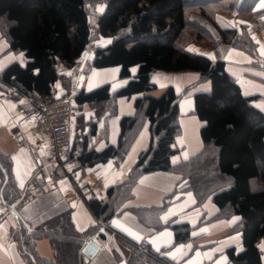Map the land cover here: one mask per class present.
<instances>
[{
    "label": "trees",
    "instance_id": "obj_1",
    "mask_svg": "<svg viewBox=\"0 0 264 264\" xmlns=\"http://www.w3.org/2000/svg\"><path fill=\"white\" fill-rule=\"evenodd\" d=\"M225 1L105 0L96 18L95 32L109 38L110 42L94 47L90 66L118 65V75L128 80L113 92L108 83L90 90L81 87L70 100L73 106L92 104L99 114L105 109L104 102L112 97L141 95L134 99L136 113L120 118L116 143L96 150L88 147L87 137L83 135L77 143H71L66 152L78 155L82 171L110 158L121 159L143 115L149 122L148 146L138 154L125 180L106 188L107 200L85 197L91 212L106 222L115 214L119 203L131 195V186L140 173L175 170L198 203L210 197L219 215L239 217L243 247L236 250L229 246L228 257L244 264H262L257 242L264 239V113L252 103L258 95L242 93L216 48L213 59L188 51V44L182 39L188 24L199 32L208 31L205 22L209 18L214 21L208 8ZM255 1L239 0L237 8L252 9ZM187 5L196 6L199 12L188 15ZM1 19L5 23L3 35L7 37L9 48L22 51L27 59L23 65L17 61L7 64L0 71V81L12 87L11 95L15 98L25 95L51 101L52 87L61 77L57 65L72 66L91 40L85 0H0ZM239 35L242 34L234 27L217 29V40L222 44L240 45L238 42L243 40L241 47H244L247 35L244 39ZM210 38L215 41L213 35ZM154 71H195L210 82L208 90L193 94V111L204 121L200 127L204 148L177 164L171 163L170 156L176 151L173 141L180 130V93H176L171 84L159 95L147 93L156 87L151 81ZM89 128L94 132V121L89 123ZM14 188L10 161L0 154V190L7 206L16 198ZM135 211L142 216L141 208ZM155 225L161 226V223L157 221ZM169 225L176 242L189 238L188 223ZM16 228L15 237L31 264H86L82 248L95 230V226H89L84 232L78 231L68 209L37 226H29L19 218ZM41 235L50 239L51 259H43L35 252L34 241ZM119 238L130 248L128 264H180L144 241L137 242L123 234H119Z\"/></svg>",
    "mask_w": 264,
    "mask_h": 264
},
{
    "label": "crops",
    "instance_id": "obj_2",
    "mask_svg": "<svg viewBox=\"0 0 264 264\" xmlns=\"http://www.w3.org/2000/svg\"><path fill=\"white\" fill-rule=\"evenodd\" d=\"M259 3L260 0H256L253 5L252 10L256 13L254 18L250 13L234 10L235 14L229 19L230 24L226 27L237 28L238 32L239 24L245 25L247 41L244 47L236 44L223 46L221 58L225 62V69L239 84L242 93L258 95L252 103L264 113V56L259 52L260 46L264 45V9L257 10ZM191 49L208 57L214 54L210 49ZM26 59L22 51L11 50L7 37L0 33V68L3 69L13 61L23 65ZM248 60L251 63H248ZM130 70L133 75L135 67ZM118 71V65L90 66L78 79L73 78L74 85L69 89L65 88V94L72 98V94L81 87L90 90L105 83L109 84V89L113 92L128 80L127 77H120ZM157 72L166 71L152 72L151 81L153 73ZM185 74L191 77L184 78ZM173 75L176 76L162 83L163 86L153 81L156 87L147 93L159 95L169 84L174 87L176 93H180V130L173 141L176 151L170 156L171 163L177 164L198 154L204 148L200 136V127L204 121L193 111V94L196 91L208 90L210 82L205 79L202 84L195 82L193 85L192 81L199 75L195 71H179ZM187 84H191V88L183 93L182 89ZM11 90L12 87L3 85L0 81V154L10 161L11 179L16 191V198L7 206L0 190V264H31L15 237L19 218L29 226H37L67 209L70 210L71 219L78 231L84 232L89 226H95L87 241H93L95 235L101 238L97 242V251L86 264H128L130 248L119 238V234L137 242L144 241L155 250L159 248V251L180 264H217L222 258H226V264H244L242 261L230 259L226 253L229 246H234L236 250L243 247L240 219L230 223L233 217L238 216L219 215L218 208L210 197L198 203L195 194L185 188V180L175 170L157 169L140 173L131 186V195L119 203L117 211L108 221L98 219L91 212L85 197L96 196L107 200L106 188L124 181L138 154L148 146L149 122L143 115H140L133 140L121 159L110 158L86 167L84 171L66 173L50 163L45 136L31 131L37 113L30 109L29 99L25 95L15 98L11 95ZM139 95L141 93L112 97L109 102H104L105 109L99 114L92 104H74L76 115L70 120V144L77 143L83 135L87 137L88 147L96 150L116 143L120 132V118L136 113L134 99ZM93 121L95 128L91 133L89 123ZM17 132L20 133L19 137ZM97 175L102 176L101 183L95 182ZM21 180L23 187L20 186ZM135 208L142 209V216ZM165 217L167 219H164ZM157 221L161 226L155 225ZM174 222L189 224L191 228L188 239L178 242L174 240V231L169 225ZM129 232L133 235L127 234ZM238 234V240L231 239ZM134 235L140 236L141 239H135ZM152 241H155V244ZM262 242L263 238L258 240L257 245L264 264V249L260 247ZM180 245L185 247L177 252L176 249ZM188 245H191V248ZM34 249L37 256L43 259L53 257L51 242L46 235L35 239ZM217 249L220 251H216Z\"/></svg>",
    "mask_w": 264,
    "mask_h": 264
},
{
    "label": "rangeland",
    "instance_id": "obj_3",
    "mask_svg": "<svg viewBox=\"0 0 264 264\" xmlns=\"http://www.w3.org/2000/svg\"><path fill=\"white\" fill-rule=\"evenodd\" d=\"M104 2L105 0H85V7L86 11L88 13L89 17V24L92 30V35H91V40L89 44L86 46L85 50L83 51L82 55L75 61V63L70 66L66 67L63 64L59 63L57 65L58 71L61 73V77L58 80L56 84L53 85V94L54 96L52 97V100L58 99V98H69V96L66 93L65 88H70L74 85L73 83V78H79L82 74L85 73L88 67H90V60L92 57V52L94 47L96 46H102L106 44L110 39L107 37H100L96 32H95V22L97 15L101 12L98 11V7H104ZM239 0H226L220 5L217 6H212L208 9H211V14H213V20L209 18L210 20H207L205 22V25L208 27V31H200L195 27L190 24H188L185 33L182 37L183 41L187 42V47L189 48H195L197 50H201L202 48L204 49H210V50H216L218 53H221V49L223 46H227L226 44H222L220 40H217V29L219 27H226V25L230 24V20L233 15L235 14V9L238 10L240 13H250L251 17L254 18L256 13L252 9H238L237 8V3ZM198 13L199 10L195 6H186V13L188 15H193L195 13ZM219 18V19H218ZM5 23L4 20H0V33L3 34V30L5 29ZM239 31L238 34H242L240 37L243 38L246 35V27L243 24H239ZM236 31L238 30L235 28ZM215 37V41L210 38V36ZM244 39V38H243ZM243 41V40H241ZM238 42L240 45H243L242 42ZM229 45V44H228ZM213 50V51H214ZM70 70V71H69ZM178 74L179 72H157L153 73L152 79L153 81H156L160 86H162V83H166L167 81L172 80V78L176 75L173 74ZM184 78H190L191 75H186L183 76ZM205 79H202L200 75L197 76V79L195 81H192L193 85L195 82L198 81V85L202 84ZM63 88V89H62ZM191 88V84H187L183 87L182 92L186 93L189 91ZM186 90V91H185ZM29 99V102L31 103L30 109H32L34 112L37 113V107L42 104V102H48L50 101L49 99H46L44 97H29L26 96Z\"/></svg>",
    "mask_w": 264,
    "mask_h": 264
},
{
    "label": "built area",
    "instance_id": "obj_4",
    "mask_svg": "<svg viewBox=\"0 0 264 264\" xmlns=\"http://www.w3.org/2000/svg\"><path fill=\"white\" fill-rule=\"evenodd\" d=\"M75 115L76 109L70 98H58L40 104L31 125L32 132L45 136L50 163L66 173L80 171L82 167L77 154L68 155L66 152L70 144V120ZM95 182L101 183L102 176L97 175ZM100 240L99 235L93 237L96 244Z\"/></svg>",
    "mask_w": 264,
    "mask_h": 264
},
{
    "label": "snow or ice",
    "instance_id": "obj_5",
    "mask_svg": "<svg viewBox=\"0 0 264 264\" xmlns=\"http://www.w3.org/2000/svg\"><path fill=\"white\" fill-rule=\"evenodd\" d=\"M259 9H264V0H260V3L257 5V10ZM98 11H102V7H98ZM219 19V18H218ZM243 23V22H241ZM235 26V25H233ZM253 39L255 40V37H253ZM110 42V41H109ZM257 43H259V41H257ZM193 49L189 48L188 51H192ZM232 52H234L235 50H231ZM259 52H260V55L261 56H264V45H261L260 46V49H259ZM195 54H198V55H203V53H199L198 51L195 53ZM237 55H243L242 53H237ZM23 56V54H21V57ZM210 58H215L214 57V54L212 56H210ZM248 63H251L250 60L247 61ZM0 70H2V68H0ZM257 75H260L259 73H257ZM163 86V85H162ZM21 103H24L23 101H21ZM14 107V105L12 106ZM185 158H187V154H185ZM13 159H16V157H13ZM174 162H177V160H174ZM18 177H19V174H18ZM20 186L23 187V180L20 181ZM191 195V194H189ZM164 219H167V217H165ZM239 219V217H233L232 221H230V223H235L237 220ZM113 225H115V222H113ZM123 230V229H122ZM102 231V229H101ZM127 234H130V235H133L132 233H127ZM197 233H194V235H196ZM165 235H171V233H165ZM134 238L137 239V240H140L141 237L138 236V235H134ZM231 239H234V240H238L239 239V234L237 235V237L235 238H231ZM153 244H155V241H152ZM185 246L184 245H180L179 248L176 249L177 252H180L182 251V249L184 248ZM189 248H191V245H188ZM260 247L262 249H264V242L261 243ZM157 251H159V248L156 249ZM216 251H220V249H217ZM199 255V253H198ZM174 258V257H173ZM217 264H226V258H222L220 261L217 262Z\"/></svg>",
    "mask_w": 264,
    "mask_h": 264
},
{
    "label": "water",
    "instance_id": "obj_6",
    "mask_svg": "<svg viewBox=\"0 0 264 264\" xmlns=\"http://www.w3.org/2000/svg\"><path fill=\"white\" fill-rule=\"evenodd\" d=\"M97 249H98V245L94 241L88 240L82 248V252L84 254V260L87 261L90 257H92L94 253L97 251Z\"/></svg>",
    "mask_w": 264,
    "mask_h": 264
}]
</instances>
